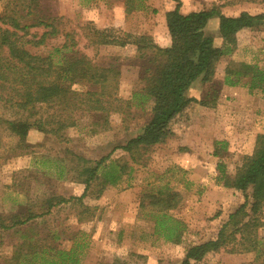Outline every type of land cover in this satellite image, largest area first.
<instances>
[{"label": "rangeland", "instance_id": "obj_1", "mask_svg": "<svg viewBox=\"0 0 264 264\" xmlns=\"http://www.w3.org/2000/svg\"><path fill=\"white\" fill-rule=\"evenodd\" d=\"M8 1L0 0V14ZM180 2L182 13L212 6L219 7L227 16L242 11L264 13V0ZM143 3L142 9L130 14L124 12L123 0L88 5L81 0H44L42 7L50 15L62 17L65 29L77 33L81 52L93 61L120 69L117 95L129 99L138 87L133 65L135 47L129 44L94 49L95 45L88 42L81 27L88 24L99 30L112 28L133 35L151 31L157 40L165 42L162 21L165 12L176 4L175 0H144ZM217 25V19L210 20L206 32L220 45ZM49 47L39 50L45 53ZM240 63L264 70V24L236 35V47L230 56L219 60L215 78L222 80L227 65L238 69ZM249 85V77H242L238 86L222 85L214 107L193 104L187 115L172 125L170 138L133 156L118 147L138 134L148 121L146 106L108 113V128L97 133H91L92 122L102 123L104 116L75 112V126L62 130L60 137L31 130L26 146L18 144L15 135L0 129V221L9 223L13 215L24 218L29 212L43 213L50 198L68 200L25 226L11 230L0 228V264H8L12 246L27 239L46 252L35 259L28 257L22 264H37L41 257L55 259L52 257L55 250L50 248L75 249L80 264H180L188 246L211 239L227 216L244 202L241 194L222 186L216 165L224 163L227 174L232 176L243 156L252 152L256 136L264 134V91L262 88L250 90ZM73 87L78 91L87 89L82 83ZM203 92L204 86L197 83L189 94L200 98ZM45 113L57 114L54 108ZM217 150L219 155H213ZM107 155L109 159L103 164L106 169L111 167V162L116 168L123 164L129 168L115 185H106L98 198H95L98 183L92 181L81 203L94 207V216L91 221L80 222L77 214L82 206L73 198L83 193L87 177L84 170ZM103 170L100 167V176ZM160 189H169L181 197L179 204L168 211L185 225L178 244L165 242L155 235L154 221L147 214L153 195ZM258 236L262 253L264 228L258 230ZM260 253H230L222 249L208 254L198 264H261Z\"/></svg>", "mask_w": 264, "mask_h": 264}, {"label": "trees", "instance_id": "obj_2", "mask_svg": "<svg viewBox=\"0 0 264 264\" xmlns=\"http://www.w3.org/2000/svg\"><path fill=\"white\" fill-rule=\"evenodd\" d=\"M43 1L9 0L5 11L0 14V129L18 137V144H28L31 130L60 137L62 130L75 126V112L104 116L102 123L92 122L91 133H97L108 128V113H122L131 106H146L150 116L148 121L138 134L118 147L133 156L170 138L173 135L172 125L186 116L193 104L214 107L222 85L238 86L242 77H249L250 90L262 88L264 91V70L256 66L240 63L237 69L227 65L222 80L215 78L219 60L230 56L236 47V35L264 24V13L242 11L227 16L217 6L182 13L180 0H175L174 7L164 15L170 37V44L164 47L156 44L147 34L133 35L112 28L99 30L88 24L82 26L88 42L93 47L95 45L94 49L129 44L135 47L136 61L133 65L138 87L129 99H122L117 95L120 69L116 65L93 61L81 52L77 33L65 29L62 17L50 15L43 9ZM81 1L88 5L105 0ZM143 2L123 0L124 12L130 14L142 9ZM214 18L218 20L220 45H216L214 36L206 32L209 21ZM57 40L59 42L49 44ZM46 46L50 47L41 53L40 47ZM196 82L204 86L200 98L189 94ZM81 83L86 85L85 91L73 87ZM50 108H54L57 114H46L45 110ZM98 126L101 127L98 129ZM213 155L218 156L219 151ZM108 159V155L102 157L93 167L84 170L87 177L83 193L73 198L82 206L77 214L80 222L91 221L94 216V207L81 203L88 195L92 181L98 183L99 189L95 193V198H98L106 185H115L126 172L127 165L119 164L116 168L113 162L106 169L103 164ZM102 166L104 170L100 176L98 171ZM216 169L222 186L241 194L244 202L227 216L211 239L188 246L180 264H198L208 254L222 249L230 253H260L262 242L258 230L264 228V134L256 136L252 152L243 156L232 176L227 174L222 162L217 163ZM180 199L178 193L169 189H160L157 195H153L147 214L154 221V234L165 242L178 244L182 240L184 223L168 213L179 204ZM53 200L55 198L48 199L47 210L43 213L27 211L29 214L24 218L13 215L9 223L0 221V228L11 230L25 226L68 201L65 198ZM50 250H55L52 256L55 259L41 257L37 264H80L75 249ZM45 252L33 241L22 240L12 246L7 263L22 264L28 257L35 259L38 255H45ZM263 252L264 249L260 253L261 264H264Z\"/></svg>", "mask_w": 264, "mask_h": 264}, {"label": "crops", "instance_id": "obj_3", "mask_svg": "<svg viewBox=\"0 0 264 264\" xmlns=\"http://www.w3.org/2000/svg\"><path fill=\"white\" fill-rule=\"evenodd\" d=\"M171 9H172V7H171L170 9H168V10H171ZM168 10H167V11H168ZM180 12H181V8H180ZM162 24H163V30L165 31V42H161V41L157 40L156 35H155L154 32H151V31H150L147 35L151 36L152 39H153V41H154L156 44H158V45L161 46V47H164V46H168V45L170 44V37H169V35H168L167 29H166V26H165V19H164V17H163ZM144 34H145V33H144ZM197 83H199V82H196V83L194 84V87L196 86Z\"/></svg>", "mask_w": 264, "mask_h": 264}]
</instances>
